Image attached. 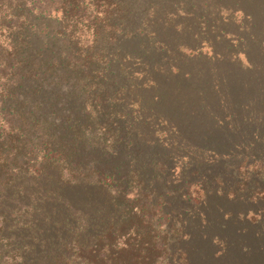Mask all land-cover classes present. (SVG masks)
Returning a JSON list of instances; mask_svg holds the SVG:
<instances>
[{"label": "trees", "instance_id": "trees-1", "mask_svg": "<svg viewBox=\"0 0 264 264\" xmlns=\"http://www.w3.org/2000/svg\"><path fill=\"white\" fill-rule=\"evenodd\" d=\"M197 1L0 0V264L175 261V239L152 183L140 172L119 178L100 166L116 161L127 139L155 150L161 126L169 129L166 139L175 140L176 152L192 143L209 145L210 109L197 112L189 95L207 104L239 78L249 83L251 95L264 88V64H247L245 76L228 66L211 82L192 60L155 63L149 57L162 41L177 54L199 48L205 16L192 14ZM231 4L223 8H239L255 32L264 28V0ZM147 34L156 40L144 53L137 41ZM134 60L148 65L141 83L123 64ZM105 63H118L123 89L107 84L111 68ZM74 188L96 193L91 214L71 211L65 191ZM53 199L50 214L45 204ZM62 210L68 214L53 223ZM42 221L54 225L57 238L42 239Z\"/></svg>", "mask_w": 264, "mask_h": 264}, {"label": "rangeland", "instance_id": "rangeland-1", "mask_svg": "<svg viewBox=\"0 0 264 264\" xmlns=\"http://www.w3.org/2000/svg\"><path fill=\"white\" fill-rule=\"evenodd\" d=\"M199 1L207 4L199 5ZM211 1L217 11L216 15L213 12L215 16L209 9L213 6ZM223 1L232 5L231 0ZM223 1L198 0L193 6L192 14L205 16L199 22L207 28L203 27L205 31L203 40L198 43L199 48L185 49V53L177 54L174 48L171 50L162 41L149 57L155 58V63L175 62L176 59L177 63L187 64L192 60L196 69L208 72L211 82L216 81L215 78L223 74L221 72L228 73V66H234L236 72L245 76L247 64H264V28L255 32L252 19L247 14L239 8H230L231 11L228 7L223 8L227 6ZM152 40L155 41L156 37L140 36L137 41L139 50L150 52L147 48H150L148 45ZM49 42L52 47L55 40L50 39ZM40 43L42 39L38 45ZM105 64L111 68L106 74L107 84L114 89H123L126 79L119 74L118 63ZM123 64L141 83V73H145L148 65L139 66L136 60L130 62L131 65ZM236 80L240 81H234L231 89H224L220 96L213 93L207 104L197 96L193 99L189 95V101L193 100L192 106H198L197 112L201 106L208 105L210 109L208 115L213 122L209 127L212 137L209 145L207 142L192 143L187 151L176 152L172 147L175 140L166 139L169 129L161 126L158 127L155 150L142 140L127 139L119 158L100 166L119 178L133 171L140 172L148 183H152L154 199L164 203L167 231L175 239L172 249L175 261L171 264H264V104L256 107V103L264 101V88L259 95L257 92L251 95L249 83L240 78ZM204 115L207 118V113ZM142 133L150 139V133ZM176 141L180 146H186ZM102 160L104 162V158ZM48 185L46 189L51 188ZM65 196L72 205L71 211L92 213L91 207L95 205L90 201L96 198V193L89 195L87 191L74 188L65 191ZM55 201L45 204L50 214ZM66 214L67 210L59 212L53 223L62 221ZM41 223H44L43 240L58 237L52 233L54 225L45 221Z\"/></svg>", "mask_w": 264, "mask_h": 264}]
</instances>
